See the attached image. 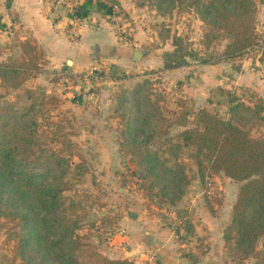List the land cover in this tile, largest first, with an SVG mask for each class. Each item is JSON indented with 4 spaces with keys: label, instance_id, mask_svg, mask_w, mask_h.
<instances>
[{
    "label": "rangeland",
    "instance_id": "obj_1",
    "mask_svg": "<svg viewBox=\"0 0 264 264\" xmlns=\"http://www.w3.org/2000/svg\"><path fill=\"white\" fill-rule=\"evenodd\" d=\"M7 1L0 0V60L14 59L20 53L16 43L30 37L15 18L14 10L6 6ZM44 1L52 4L55 13L62 16H67L73 5V0ZM255 2L257 44L241 56L221 60L225 64L221 71L230 78L236 75L240 86L213 88L205 106L225 115L229 105L226 90L236 93L246 104L256 106L258 116L248 128L253 135L263 136L264 0ZM97 3L111 7L110 20L116 33L123 41H135L131 46L141 51L139 58L128 60L131 64L128 66L117 63L110 50H95L92 55L97 58V63H89L87 56L73 51L66 57L75 62L67 64L63 59L53 67L44 49L35 43L40 67L35 76L26 81L38 96L46 118L48 110L45 108L54 120L69 118L66 129L73 130L71 137L86 158L88 171L79 179L70 178L74 189L64 191L73 195L76 190L74 197H84L79 208L84 217L79 231L87 238L109 240L115 233H123V223L129 222L134 212L133 218H148L145 223L150 234L165 229L164 236L175 239L181 253L194 252L189 264H261L264 254L261 241L253 253L238 259L225 240L240 181L221 171H211L206 160L201 173L195 159L189 155L190 149L183 147L178 160L185 165L189 183L181 199L171 204L156 195L157 188L150 194L145 188L147 183L143 184L145 179L137 177L132 145L125 143L121 134L126 118L132 115L131 102L125 97L124 89L146 80L143 93L150 100L145 108L151 115H147L144 133L147 140L142 147L157 150L160 157L172 164L174 158L165 148H169L173 134L183 127L177 119L184 110H188V118H191L192 110L199 107L187 96L185 84L190 77L198 75L202 65L211 63L202 60L208 53L221 50L226 39L215 38L207 47L206 24L194 14L192 7L176 6L171 13L165 11L163 14L156 8V0H98ZM71 27L66 31V37L76 41L78 32L70 31ZM173 33L182 37L181 46L187 52V63L165 69L163 54L175 46ZM84 61L89 64L76 67V63ZM3 91L0 86V92ZM15 92L9 91L7 97L11 98ZM41 92L53 95L55 101L45 102ZM5 208L0 203V264H24L16 254L17 227L10 218L2 215Z\"/></svg>",
    "mask_w": 264,
    "mask_h": 264
},
{
    "label": "trees",
    "instance_id": "obj_2",
    "mask_svg": "<svg viewBox=\"0 0 264 264\" xmlns=\"http://www.w3.org/2000/svg\"><path fill=\"white\" fill-rule=\"evenodd\" d=\"M73 2L74 13L84 17L86 0ZM155 5L163 14L176 6L192 7L206 24L207 47L215 38L226 39L223 48L208 53L203 62L241 56L258 42L255 0H156ZM172 37L174 48L163 54L165 69L187 63L182 37L176 33ZM16 44L20 53L14 59L0 60V86L4 89L0 92V203L6 206L2 215L17 227L16 254L24 264H134L129 257L106 255L79 231L84 197H74L76 190L73 195L64 191L74 189L70 178L79 179L88 171L86 158L71 137L73 130L66 129L69 118L54 120L45 108L46 118L38 96L26 85L40 67L34 40L27 37ZM145 83L124 89L132 115L126 118L121 134L132 145L137 177L145 179L150 194L157 188L156 195L174 204L189 183L178 154L183 147L190 149L201 173L206 160L211 171L240 181L225 234L232 253L244 259L259 241L264 253V135L255 136L248 128L258 116L256 106L226 90L229 105L225 115L205 105L192 110L191 118L188 110L182 111L177 122L183 127L165 148L174 158L168 164L157 150L142 147L151 115L145 108L150 100L143 93ZM9 91L17 92L10 98ZM41 96L45 102L55 101L45 92ZM187 223L191 225L189 220ZM261 259L264 264V254Z\"/></svg>",
    "mask_w": 264,
    "mask_h": 264
},
{
    "label": "crops",
    "instance_id": "obj_3",
    "mask_svg": "<svg viewBox=\"0 0 264 264\" xmlns=\"http://www.w3.org/2000/svg\"><path fill=\"white\" fill-rule=\"evenodd\" d=\"M83 1L77 0V3ZM97 2L98 0H86L87 12L75 27V33L78 32L79 35L76 41L68 40L66 37L68 27L72 26L69 14L67 13L69 18L56 14L52 4H47L44 0H11V2L9 0L6 6L14 10L18 23L25 28L30 38L44 49L53 67H57L63 59L67 62L70 58L66 56L71 55L73 51L87 56L89 63H97V58L92 55L95 50L99 52L110 50L114 52L117 63L131 66L128 60H133L132 54L136 46H131V43L135 41L121 39L110 20L111 7ZM159 61L161 65V60ZM89 63L78 62L76 67ZM222 69H225L223 61L208 63L199 68L198 75L189 78L185 84V91L192 103L199 106L206 105L207 97L215 87L223 89L240 86L236 75L230 78L225 71H221ZM131 216H133L132 213ZM133 217L129 222L124 221L123 226L126 227L122 226L123 233H115L111 239L105 241L93 238H90V241L106 255L129 257L133 259L134 264H189L190 255L194 252L181 253L177 247V241L171 236H164L165 229L156 230L152 232L154 234H150L145 223L148 218L145 216L144 220L143 216Z\"/></svg>",
    "mask_w": 264,
    "mask_h": 264
},
{
    "label": "built area",
    "instance_id": "obj_4",
    "mask_svg": "<svg viewBox=\"0 0 264 264\" xmlns=\"http://www.w3.org/2000/svg\"><path fill=\"white\" fill-rule=\"evenodd\" d=\"M74 2H73V5H72V8H71V11L69 12V15H70V23L72 25V31L75 33V27L78 25V23L80 22L81 20V17L78 16L76 13H74Z\"/></svg>",
    "mask_w": 264,
    "mask_h": 264
},
{
    "label": "water",
    "instance_id": "obj_5",
    "mask_svg": "<svg viewBox=\"0 0 264 264\" xmlns=\"http://www.w3.org/2000/svg\"><path fill=\"white\" fill-rule=\"evenodd\" d=\"M140 55H141V51H140L139 49L135 48V49L133 50V54H132V58H133V60L138 59ZM67 63H68V64H71V63H72V60H71V59H68V60H67ZM132 215L134 216L135 213L133 212Z\"/></svg>",
    "mask_w": 264,
    "mask_h": 264
}]
</instances>
